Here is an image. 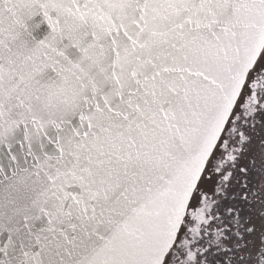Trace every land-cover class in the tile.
<instances>
[{"label":"snow or ice","instance_id":"obj_1","mask_svg":"<svg viewBox=\"0 0 264 264\" xmlns=\"http://www.w3.org/2000/svg\"><path fill=\"white\" fill-rule=\"evenodd\" d=\"M0 264H264V0H0Z\"/></svg>","mask_w":264,"mask_h":264}]
</instances>
